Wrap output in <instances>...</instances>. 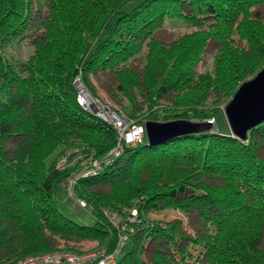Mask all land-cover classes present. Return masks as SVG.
<instances>
[{"label": "trees", "instance_id": "obj_1", "mask_svg": "<svg viewBox=\"0 0 264 264\" xmlns=\"http://www.w3.org/2000/svg\"><path fill=\"white\" fill-rule=\"evenodd\" d=\"M45 4L47 13L39 21L43 35L31 41L35 54L26 62L9 64L2 63L1 49L31 37L32 8L30 0H0V264L60 249L56 237L67 251H76L69 241L95 239L110 254L118 235L111 232L114 228L100 206L121 210L117 205L128 206L134 197L139 200L134 204L140 223L128 232L126 242L131 243L126 249L123 245L113 264H148L141 253L150 237L163 240L169 249H155L151 264H264V157L259 155L264 121L248 130L245 139L213 128L153 145L145 137L135 146L125 145L115 161L75 185L77 194L94 207L92 224H79L62 212L60 182L67 173L54 166V155L67 143L84 145L99 158L117 141L111 124L79 105L72 84L77 75L87 81L89 74L112 71L120 91L138 88L154 106L150 120L165 94L172 97L174 113L162 109L164 121L178 116L215 118L216 105L264 67V23L253 11L264 0ZM165 22L194 29L171 43H160L153 35ZM210 40L219 44L212 69L197 74L195 65ZM146 47L152 72L139 80L127 62ZM129 71L132 77L123 76ZM209 93L219 102L214 107L205 106ZM9 138L17 139L12 156L6 151ZM205 178L219 184H208ZM104 180L115 190L119 181H126L125 197L116 201L113 191L90 190ZM181 190L188 194L178 200ZM157 206L198 209L206 231L187 238L173 222L162 227L143 218L144 210ZM194 248L199 249L196 255Z\"/></svg>", "mask_w": 264, "mask_h": 264}, {"label": "rangeland", "instance_id": "obj_2", "mask_svg": "<svg viewBox=\"0 0 264 264\" xmlns=\"http://www.w3.org/2000/svg\"><path fill=\"white\" fill-rule=\"evenodd\" d=\"M31 2V8H32V16L30 19V26H29V32L31 33V37L28 38V40H22L20 43H9L6 44L2 47L1 49V55H2V63H9V64H16L17 62H26L29 58H32L33 55L35 54V48L33 47L32 40H40V38L43 35V30L40 28V23L39 21L44 18V16L47 13V6L45 4V0H30ZM257 10L259 12V18L262 23H264V4L253 8V11ZM194 28L188 27L184 24H173L170 22H165L161 28H159L155 34L153 35V39L160 43H171L172 41L177 40L178 37H181L183 34L190 33ZM145 46V45H144ZM219 47V44L210 40L205 48L204 54L201 58V60L195 65V72L198 73H204L207 71H210L213 66V56ZM147 51L148 48H143L140 53L134 55L132 59H130L127 63L130 69L134 74H136L139 77V80L145 79V76L147 77L152 70L149 69V66L147 67ZM264 69V67L260 68L258 71H256L252 76L248 77L247 79L243 80L241 83L238 84L236 87L235 91L238 89V87L245 81H248L252 79L256 74L261 70ZM131 72H125L123 76L125 75L126 78L128 76L133 75ZM125 78V77H124ZM116 76L112 71L109 70H104L100 71L96 74H89L87 77V81H83L80 79L79 75H77L74 78L73 81V86L76 89L77 93L82 96L83 93H86L88 97L92 101H94L95 106H88V111H90L92 114L101 115L104 113L106 115L107 119L109 116H119L122 119L128 123V126H130V123L132 122L134 124L137 123H144L148 119V114L152 111H155L154 106L152 108V105L149 104V102L145 99L144 95L138 91V88H128L127 90L120 91L119 89V83L118 79L116 80ZM159 83V81L157 82ZM155 87V86H154ZM80 91V92H79ZM234 91V93H235ZM234 93L229 97V99L222 100L221 103L218 102L217 97L214 96V93H209L207 100L205 102V106H211L214 107L217 102L219 104L216 105V109L218 112L217 115L211 116L210 119L204 120V121H198L193 119L192 117H186V116H178V117H173L169 120H177V119H182V120H188V121H196V122H209L211 123L212 129H217L220 132L223 133H229L231 135L230 128L227 123V119L225 116L224 108L225 106L231 101ZM77 96V94H76ZM171 95L170 94H165L161 97V99L158 100V104L156 106L158 107V114H156L152 119L153 121H164L163 120V111L162 109L166 108L167 114H173L174 111L171 110V103L169 102ZM133 99V100H132ZM133 102H132V101ZM151 106V107H150ZM164 107V108H163ZM97 109L100 110L97 111ZM161 110V111H160ZM178 115L180 114V111L177 112ZM98 116V115H97ZM165 120V121H169ZM116 131V129H115ZM118 131V130H117ZM119 132H121L119 130ZM117 134V132H116ZM16 143L17 139L14 138H9L6 140L5 145H6V151L8 156H12L13 152L16 148ZM75 142L72 143H67L61 147L59 152H57V155H54V163L56 162L57 158H59L60 155L64 154L67 152L69 149L73 147H77L79 151L83 150L84 154H89L92 153L91 150H85L84 145H78L74 144ZM76 148V149H77ZM259 155L261 157H264V147L259 148ZM113 179V178H109ZM117 179V178H116ZM204 182L208 184H219V182L216 179L213 178H205L203 180ZM105 182V183H104ZM104 182L97 183L96 185H93L90 190H94V192H98L99 194H109L110 191H113V196L116 201H120L122 198L125 197L126 193V187L123 186L125 182L118 183L116 187H118L117 190L113 188V184L111 183H106ZM123 183V184H122ZM120 184V185H119ZM61 185V182H60ZM60 189L62 191V194L59 198V205L62 210V212L71 218L72 220L76 221L79 224H92L93 223V216L91 214H88L86 211L81 209L78 205L74 203V201L69 198L70 196L68 195L67 191H63L62 186H60ZM73 195H76L78 199H82L85 201L87 206L94 211V207L92 205H89L87 200L81 196H79L76 192V187L71 189ZM125 191V192H124ZM188 191H178L176 193V198L178 200H181L184 195H187ZM132 197V196H130ZM114 200V199H113ZM138 197L131 198L129 200L128 206H121L117 205L120 207L121 210H118L116 208L109 207V206H100V209H111L115 211L119 217V222L121 226L118 228L112 229L110 227V230L112 233H114L115 238H117L118 232L122 231L126 235H128V232L133 231L132 228H134V225L140 223V217L138 216V213L135 212L134 215L130 214V207L132 206V203L138 202ZM131 205V206H130ZM198 209H188V210H182L180 208L176 207H152L148 210H144L143 212V218L147 219L148 221H157L162 227L167 226V223H175L176 228L179 233L182 234V236H185L187 238H192L197 235H200L204 233L206 230L204 229V223L202 221V217L198 213ZM132 218H135L134 220ZM109 223V221L107 220ZM122 227V228H121ZM124 227V228H123ZM55 242V247L60 248V249H53L50 251H61L65 250L62 247L64 241L60 240L59 237H56L54 240ZM70 246H72L73 249H76V252L79 253H87V254H92V253H103L105 252V245H100L98 243V240L95 239H84V240H79V241H69L68 242ZM131 243V240L129 239L128 242H125V249L128 248L129 244ZM163 240H158L154 238H148L144 244V250L141 253V258L143 259L144 262L151 264L152 263V252L159 248L165 252H169V249L167 246L164 245ZM183 245L184 241H183ZM198 248L191 249L192 255H196L198 252ZM50 251H45V252H50ZM41 253V252H40ZM37 253V254H40ZM44 253V252H42ZM33 254H28L26 256H31ZM23 256L22 258H24ZM21 259V258H19ZM9 261V260H8ZM7 264H11L10 261Z\"/></svg>", "mask_w": 264, "mask_h": 264}, {"label": "built area", "instance_id": "obj_3", "mask_svg": "<svg viewBox=\"0 0 264 264\" xmlns=\"http://www.w3.org/2000/svg\"><path fill=\"white\" fill-rule=\"evenodd\" d=\"M85 97L86 95L82 94L81 96L78 93L76 96L79 105L83 109L88 110V106H95L94 101L91 99L90 105H86ZM97 111L100 112L99 109H97ZM97 115L116 129L117 141L115 146L99 158L95 157L93 153L87 155L84 154L83 150L79 151L80 149L78 150L77 147H73L60 155L54 163L55 169L67 173V176L61 181L60 185L62 186L63 191H67L70 196L69 198H71L81 209L88 214H91V216H93L92 218H94V212L87 206L84 200L78 199L76 195H73L71 189L75 187L80 178L95 176L104 167L115 161L122 154L125 145L135 146L141 143L145 137L144 123L134 124L132 122V124L130 123V126H128V123L119 116L112 115L108 117L110 119H107V116L104 115V113L101 115L98 113ZM119 130L121 132H119ZM136 210V205L134 204L130 208V214L134 215L135 212H137ZM100 213L109 221V224L113 228L121 226L119 217L115 211L111 209H101ZM132 219L134 220L135 218ZM126 241L127 235L124 232L119 231L117 246L110 254H106L105 252L87 254L76 251L58 250L25 256L11 264H113Z\"/></svg>", "mask_w": 264, "mask_h": 264}, {"label": "water", "instance_id": "obj_4", "mask_svg": "<svg viewBox=\"0 0 264 264\" xmlns=\"http://www.w3.org/2000/svg\"><path fill=\"white\" fill-rule=\"evenodd\" d=\"M231 135L245 139L248 130L264 121V69L252 79L243 82L224 108ZM211 123L188 120L144 122V134L148 144H156L170 137L195 134L211 130Z\"/></svg>", "mask_w": 264, "mask_h": 264}, {"label": "bare ground", "instance_id": "obj_5", "mask_svg": "<svg viewBox=\"0 0 264 264\" xmlns=\"http://www.w3.org/2000/svg\"><path fill=\"white\" fill-rule=\"evenodd\" d=\"M80 92V91H79ZM84 95H86V93H83ZM86 105H90V97H88L87 95H86ZM88 178V177H87Z\"/></svg>", "mask_w": 264, "mask_h": 264}]
</instances>
